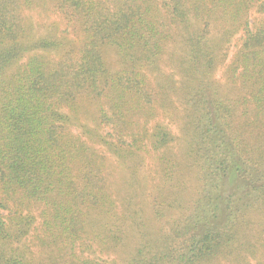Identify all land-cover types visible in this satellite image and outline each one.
<instances>
[{
	"label": "trees",
	"instance_id": "obj_1",
	"mask_svg": "<svg viewBox=\"0 0 264 264\" xmlns=\"http://www.w3.org/2000/svg\"><path fill=\"white\" fill-rule=\"evenodd\" d=\"M0 264H264V0H0Z\"/></svg>",
	"mask_w": 264,
	"mask_h": 264
}]
</instances>
